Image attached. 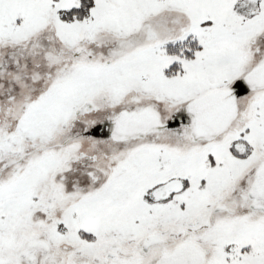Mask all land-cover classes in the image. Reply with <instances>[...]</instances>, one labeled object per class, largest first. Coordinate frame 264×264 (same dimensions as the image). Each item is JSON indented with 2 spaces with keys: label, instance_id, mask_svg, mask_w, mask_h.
<instances>
[{
  "label": "snow or ice",
  "instance_id": "6c2138e0",
  "mask_svg": "<svg viewBox=\"0 0 264 264\" xmlns=\"http://www.w3.org/2000/svg\"><path fill=\"white\" fill-rule=\"evenodd\" d=\"M0 264H264V0H0Z\"/></svg>",
  "mask_w": 264,
  "mask_h": 264
}]
</instances>
